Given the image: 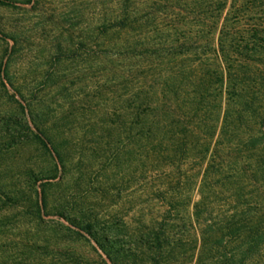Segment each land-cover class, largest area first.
Returning <instances> with one entry per match:
<instances>
[{
    "label": "rangeland",
    "instance_id": "1",
    "mask_svg": "<svg viewBox=\"0 0 264 264\" xmlns=\"http://www.w3.org/2000/svg\"><path fill=\"white\" fill-rule=\"evenodd\" d=\"M122 1L0 0V264H213L196 223L161 221L151 179L105 125L120 80L101 33Z\"/></svg>",
    "mask_w": 264,
    "mask_h": 264
},
{
    "label": "trees",
    "instance_id": "2",
    "mask_svg": "<svg viewBox=\"0 0 264 264\" xmlns=\"http://www.w3.org/2000/svg\"><path fill=\"white\" fill-rule=\"evenodd\" d=\"M102 29L120 80L105 125L131 145L137 181L151 179L161 221L196 223L213 264H252L264 246V0H123Z\"/></svg>",
    "mask_w": 264,
    "mask_h": 264
}]
</instances>
